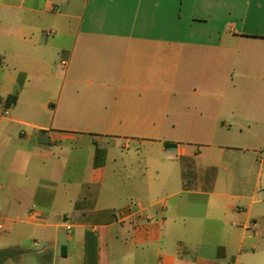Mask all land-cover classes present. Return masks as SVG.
<instances>
[{
    "label": "crops",
    "instance_id": "obj_1",
    "mask_svg": "<svg viewBox=\"0 0 264 264\" xmlns=\"http://www.w3.org/2000/svg\"><path fill=\"white\" fill-rule=\"evenodd\" d=\"M3 109L0 264H264V0H0Z\"/></svg>",
    "mask_w": 264,
    "mask_h": 264
},
{
    "label": "built area",
    "instance_id": "obj_2",
    "mask_svg": "<svg viewBox=\"0 0 264 264\" xmlns=\"http://www.w3.org/2000/svg\"><path fill=\"white\" fill-rule=\"evenodd\" d=\"M7 115V110L6 109H3L1 112H0V116L1 117H4V116H6ZM35 208H32V211H35L34 210ZM251 227L252 228H255L256 227V224L253 222V223H251ZM2 228H3V224H2V222L0 221V231L2 230Z\"/></svg>",
    "mask_w": 264,
    "mask_h": 264
},
{
    "label": "trees",
    "instance_id": "obj_3",
    "mask_svg": "<svg viewBox=\"0 0 264 264\" xmlns=\"http://www.w3.org/2000/svg\"><path fill=\"white\" fill-rule=\"evenodd\" d=\"M15 100H16V98H15L14 95L9 96V97L7 98V100H6V105H7L8 107L11 106V105H13V104L15 103Z\"/></svg>",
    "mask_w": 264,
    "mask_h": 264
},
{
    "label": "rangeland",
    "instance_id": "obj_4",
    "mask_svg": "<svg viewBox=\"0 0 264 264\" xmlns=\"http://www.w3.org/2000/svg\"><path fill=\"white\" fill-rule=\"evenodd\" d=\"M168 128L164 127L163 130H167Z\"/></svg>",
    "mask_w": 264,
    "mask_h": 264
}]
</instances>
